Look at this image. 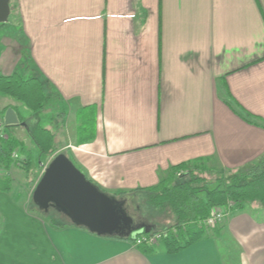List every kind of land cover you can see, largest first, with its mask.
<instances>
[{"label": "crops", "instance_id": "1", "mask_svg": "<svg viewBox=\"0 0 264 264\" xmlns=\"http://www.w3.org/2000/svg\"><path fill=\"white\" fill-rule=\"evenodd\" d=\"M11 14L0 75L49 82L48 119L59 116L82 173L108 196L155 188L184 163L245 171L264 158V0H11ZM9 109L34 117L0 93V121ZM15 186L0 192V264H264L261 203L178 253H146L35 213Z\"/></svg>", "mask_w": 264, "mask_h": 264}, {"label": "trees", "instance_id": "2", "mask_svg": "<svg viewBox=\"0 0 264 264\" xmlns=\"http://www.w3.org/2000/svg\"><path fill=\"white\" fill-rule=\"evenodd\" d=\"M24 56L26 60L21 63V68L29 63V56L26 53ZM48 91H51L49 82L34 70L28 77H23L18 70L9 77L0 75V93L20 102L33 113L43 111L50 98ZM229 106L245 121L257 125L245 110H238L232 104ZM25 127L39 155H51L55 152V136L50 130L43 128L38 122ZM12 128L6 127V136L0 139V168L11 169L14 165L13 155L20 150L27 155L26 173L29 176L33 158L26 150L25 143L9 132ZM92 131V120H85L81 126V134L89 133L91 136ZM198 162L203 160L178 165L157 187L135 192V196L145 194L146 203L162 215L175 217L171 227L162 231L154 226L150 233L162 236L161 243L169 254L182 251L204 236L201 223L211 215L214 208L225 206L228 202H233L235 209H242L248 203L264 204V158L245 171L220 170L215 173L206 166H195ZM177 175L181 176L177 178ZM13 183L11 179L0 178V192H11ZM124 196H127L126 193L117 195L118 199ZM37 210L48 215L38 207ZM140 248L146 253L154 251L146 245Z\"/></svg>", "mask_w": 264, "mask_h": 264}, {"label": "water", "instance_id": "3", "mask_svg": "<svg viewBox=\"0 0 264 264\" xmlns=\"http://www.w3.org/2000/svg\"><path fill=\"white\" fill-rule=\"evenodd\" d=\"M10 15L11 0H0V25L8 23ZM4 123L6 127L26 126L13 109L6 112ZM33 200L41 211L48 213L54 209L74 225L99 236L134 240L153 230L148 225H136L127 212L126 202L102 192L65 154L56 156L45 169Z\"/></svg>", "mask_w": 264, "mask_h": 264}, {"label": "rangeland", "instance_id": "4", "mask_svg": "<svg viewBox=\"0 0 264 264\" xmlns=\"http://www.w3.org/2000/svg\"><path fill=\"white\" fill-rule=\"evenodd\" d=\"M13 15L14 14H11L9 21H12ZM1 25H0V35L4 33L5 31L12 32V30L5 29ZM2 30H4V32ZM13 32L17 33L18 31L14 29ZM50 110L51 109L48 108L47 103L43 111H41L42 113H33L29 110L30 111L29 113H31V115H33L34 117L27 118V119L23 118L21 119L22 120L21 123H25L28 126H32L34 124H37L38 122L41 124L43 128L48 129V130L51 129L50 131L55 136V143H54L55 152L51 155H39L38 149H36V145L34 144V142H32L33 140L29 136L28 130L26 129L25 126L20 125L18 126L19 132H16V133L13 131H9V132L13 134L21 142L25 143L26 150L30 153V155L33 158L32 166L30 168L31 169L30 174L28 176V174L26 173L27 168H28L27 155L22 153L20 150L16 151V153L18 154V158H13L14 165L12 166L11 169L5 170L4 168H0V178H7V179L13 180L16 185L15 192L18 193L19 195L20 194L24 195L23 197H26L31 200L30 206H31V209H33L35 213H40L37 210V206L33 200L35 189L40 179L44 175L45 169L49 166V164L52 162V160L56 156L60 154H65L70 159V161L76 166V168L79 171H81L75 159L77 156L75 148L77 147L76 146L68 147V145L64 143L62 139L63 136L60 131L62 129L61 127L62 121L59 118V116L55 120H53V122L51 120L52 117L49 120L48 115L52 114ZM37 118L41 119L43 123L38 121ZM87 135H90V134L88 133L86 134V136ZM195 166H199V167L206 166L209 170L214 171V173L220 172L219 169L213 168L211 166H207V164H205L204 162H198L195 164ZM21 198L22 196L20 197V199ZM119 199L124 200L126 202L127 212L129 216L133 218L136 225H139V226L148 225L151 227L155 226L156 228L163 231L164 229L171 227V225L175 222V217L173 215H162L158 210H155L151 206H149L146 203L147 198L145 194H141L138 196H131V197L124 196V197H119ZM47 214L52 218H56V220L58 221H63V222L70 221L68 217L60 214L59 212L55 210H52V211L50 210ZM0 228H1V224H0ZM216 229H213L211 231H214ZM207 231L210 232L209 229L204 228V236L208 233ZM147 235H151V234H147Z\"/></svg>", "mask_w": 264, "mask_h": 264}, {"label": "built area", "instance_id": "5", "mask_svg": "<svg viewBox=\"0 0 264 264\" xmlns=\"http://www.w3.org/2000/svg\"><path fill=\"white\" fill-rule=\"evenodd\" d=\"M6 136V126L4 121H0V139ZM14 158H18V154L15 153L13 155ZM181 175H177V178ZM235 204L233 202H228L227 205L216 207L212 210L211 215L201 223V226L205 229H209L210 231L213 229L222 226L230 212L235 210ZM209 232V231H207ZM162 236L153 234V235H139L133 241L136 246L146 245L150 248H155L157 245L161 244Z\"/></svg>", "mask_w": 264, "mask_h": 264}]
</instances>
